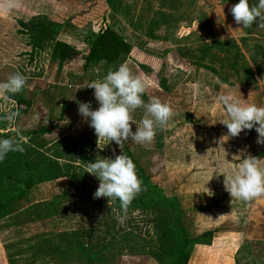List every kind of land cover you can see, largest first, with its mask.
<instances>
[{
  "label": "rangeland",
  "instance_id": "obj_1",
  "mask_svg": "<svg viewBox=\"0 0 264 264\" xmlns=\"http://www.w3.org/2000/svg\"><path fill=\"white\" fill-rule=\"evenodd\" d=\"M237 2L0 0V82L16 72L28 77L25 88L17 93L0 90V134L14 129L12 135L17 136L16 131L36 126L43 108L44 122L58 128L56 135L73 130L70 137L75 147L80 137L84 139L79 156L76 152L77 158L69 159L70 164L52 160L54 167H50L49 161L34 158L33 147L44 156L52 155L48 152V134L40 138L45 140L43 144L38 143L39 135L29 136L27 142H22L25 151L20 152V158L19 152H10L0 162V201L29 193L28 199L44 200L36 213L34 206L21 205L20 214L27 219L22 226L7 222V226L0 227L3 246L10 239V245H21L20 251L25 254L13 264H33V237L37 233L43 236L42 251L34 264H57L56 255L70 245L75 262L86 257L85 252L81 254L85 246L91 250L88 256L100 260L99 264H174L184 239L190 241L185 248L189 255L186 264H264V195L247 201L233 199L224 187V175L237 171L239 159L235 156L239 150L264 161V145L256 142L255 127L218 143L227 134L222 124L227 113L217 103L219 95L264 106V28L258 27V22L249 27L238 25L229 11ZM258 2L250 0V5ZM107 27L116 30L132 49L153 57L157 64L144 72L131 57L122 56L117 63H96L83 71L81 59L59 65L53 58L56 41L87 54L91 42ZM42 30L46 35L33 45L31 39H37ZM120 64H126L133 75L143 79L145 103L158 97L173 110L169 121L156 128L150 143L141 145L129 138L123 146L124 154L136 165L144 189L126 212L118 200L109 204L107 198L94 199L99 181L86 173L88 162L96 156L119 155L120 147L98 139L85 119L83 125L81 119V125H77L78 107L72 108L73 116H68L64 126L60 108L46 109L42 95L56 85L67 89L64 97L75 96L85 102L94 92L88 83ZM19 99L30 106L18 107ZM92 107L98 105L92 102ZM12 111L18 112L16 120H4ZM144 114L143 107L132 113L137 126ZM42 163L46 171L34 172ZM65 165L73 169L68 166V172L63 169ZM11 168L14 178L7 183L6 173ZM32 178V186L37 189L25 193L24 181ZM121 216L122 221L118 219ZM65 231L72 234L71 238H77L80 232L87 234L83 242L72 240L67 245L55 238ZM121 245L127 250L120 254L117 246ZM1 261L0 257L3 264Z\"/></svg>",
  "mask_w": 264,
  "mask_h": 264
},
{
  "label": "clouds",
  "instance_id": "obj_2",
  "mask_svg": "<svg viewBox=\"0 0 264 264\" xmlns=\"http://www.w3.org/2000/svg\"><path fill=\"white\" fill-rule=\"evenodd\" d=\"M229 11L242 27L258 22L257 26L264 28V0H259L256 5H250V0H238ZM27 80L26 75L16 72L6 81L0 82V90L17 93L25 88ZM87 87L94 89L93 96L98 107L93 108L91 101H77L78 114L94 129L98 139L115 142L122 150L121 154L114 157L96 156L87 163L86 173L99 181L93 197L107 198L109 204L118 200L122 211L126 212L132 200L144 189L136 165L130 156L124 154L123 146L129 138L141 145L150 143L155 137L156 128L169 121L173 110L158 97H152L145 103L142 98L145 92L143 79L133 75L126 64L109 70L102 79L90 81ZM246 101L227 94L217 97V103L222 104L227 113V119L222 123L227 128V134L221 136L218 143L223 144L230 137H237L244 130L255 127L258 133L256 142L264 145V106ZM141 107L145 114L137 126L132 113ZM17 116L18 112L12 111L3 119L14 122ZM132 124L136 125L135 131L132 130ZM22 140L21 136L0 137V162L6 160L10 152H24ZM239 152L235 156L239 159L237 171L232 175H224L225 190L233 199L245 201L264 195V161L246 154L244 150ZM118 219L122 221L123 217Z\"/></svg>",
  "mask_w": 264,
  "mask_h": 264
},
{
  "label": "crops",
  "instance_id": "obj_3",
  "mask_svg": "<svg viewBox=\"0 0 264 264\" xmlns=\"http://www.w3.org/2000/svg\"><path fill=\"white\" fill-rule=\"evenodd\" d=\"M115 63H117V62H115ZM101 64H105V63L101 62L100 65ZM92 65H94V64H92ZM105 65H107V64H105ZM116 68H117V65H114V68L110 69V70H115ZM52 89L53 90H51L49 92L47 91V92H43L42 93L43 98L45 100V105H46V106L45 105L44 106H45L46 109H49V110L55 109V108L56 109L60 108L61 116L63 118L62 124L64 126H66V124H68V120H66V119H68L69 115L73 116V113L71 112V110L74 107H78L77 101H80V100L77 99V97H75V96H73V97H71L69 99L67 97H64L65 93L67 92L66 91L67 89H65V88L62 89V87H57L55 85L54 87H52ZM81 91H83V89ZM92 98H93V92L90 93L89 97L87 98V100L85 102L91 101ZM92 102H95V104H97L96 101H92ZM64 118H65L66 121L64 120ZM80 119H81V122H82V125H83V119L84 118L82 116H79V121L77 122V125H79V126L81 125L80 124L81 123ZM12 130H14V129H10L8 131L5 130V131H3V133L1 131V134H0L1 137L13 136L12 135V132H13ZM15 131H16V129H15ZM56 132H58V128L55 129L52 133H49L48 137H47L48 138L47 139L48 148H50V150L48 152H50V154H52V155H46L45 154L46 156H44L41 153H37L36 149L33 147V150H35L34 158L35 159L40 158V159H42L45 162L49 161L50 167H54V166H52V165H54L53 161H59V160L64 161L66 164H70V160L69 159H73V160L76 159L77 158L76 152L78 153V156H79V151L82 150L81 144L84 143L83 142L84 139H82L80 137V139H78V142H77V143H79L78 146L77 147L74 146L75 144L72 142L74 140L70 137V134L73 132V130H67L65 132H62L63 134H61L60 137L58 135H56ZM16 134H17V136H20L18 134V131H16ZM45 135H47V134H45ZM43 136L44 135L37 136V137H39V139H37V140H39L38 143L42 142V144H43V142L45 140L44 139H40ZM27 138H29V137H23L22 142H27ZM43 138H45V136ZM19 154H20V152L17 154V157H19ZM85 156H86V154L83 155L84 158H85ZM45 165H46L45 163L39 164V167L38 166L35 167L34 172L43 173L47 169ZM68 166H69V169H73L72 165H65L63 167V169L66 168L65 170L69 172ZM57 168H58V166L56 164L54 169L57 170ZM8 170L11 171V172L7 171V173H6V176H7L6 177L7 178L6 181H7V183H9V181H11V178H14V176H13L14 168H11V169H8ZM52 171H53V169L50 170L49 172L53 173ZM31 180L33 181L32 185H34L33 178ZM51 182L52 183H50V184L53 185L54 181H51ZM32 189L36 190L37 188L32 186L28 191H31ZM68 189H69V187L66 189V191ZM41 190H43V186L40 187V191ZM45 190H47V189L44 188V191ZM29 194L27 196H29ZM27 196L24 194V195H21V197L13 198V196L10 195L9 197H7L6 200L0 201V227L4 228V226H7L6 225L7 222H12L11 224H15L17 227L18 226H22L24 224V222L27 221L25 216L20 214L21 210L23 211L22 206H24V207L27 206V205L28 206H34L33 212L36 213V209H38V207L42 204V202H44V200H41V199H35V200L28 199ZM59 200H61V199H57L55 201H59ZM27 218H29V216H27ZM9 227H11V226H9ZM9 227H5V228L7 230H9ZM85 234H87L86 231H85V233L84 232H80V233L77 234V238H74V236H72V238H71L72 234L67 232V231H65V232L60 233L59 236L55 237V238H56V240H57V238L60 239V240H63L64 244L68 245V244L72 243V240L73 241L77 240L75 242H83V236ZM10 238H12V237H10ZM42 238H43V236L39 235L38 233L35 234L34 237H33V239L36 241V243L33 245V248H32V250H33V256L32 257H35L31 261V262H33V264L37 261V256L38 255L40 256V253L42 251V247L40 246V242L42 241ZM10 241L11 240L9 239L7 241V243L5 244V246H3V244L1 243V240H0V257L3 259V261H1L3 264H13L15 262V259L19 260L20 257L25 256V254L22 255V252L20 251L21 250V245L19 247H18V245H16V243H13L12 245H10L11 244ZM8 244H9V246H6ZM81 244H83V243H81ZM70 246L62 247V248H64V251H62L61 254L56 255L57 264H99L101 262L100 260L96 261L93 258V256L89 257L88 253H90L91 250H87L86 247L83 246V245H81V247L83 246L81 254L85 252L84 255H86V254L87 255H86V257H84V259H82L81 262H75L74 259H75L76 256L75 255L73 256L70 253L71 251L73 252V248H70ZM30 250H31L30 247H28V249L26 250V253L28 255H29V253H31ZM46 251H47V249L44 250V252H46ZM49 252H51V251H49ZM95 256H96V254H94V257ZM112 257H110V258H112ZM62 260H65V263ZM91 260H93L94 263H90Z\"/></svg>",
  "mask_w": 264,
  "mask_h": 264
},
{
  "label": "trees",
  "instance_id": "obj_4",
  "mask_svg": "<svg viewBox=\"0 0 264 264\" xmlns=\"http://www.w3.org/2000/svg\"><path fill=\"white\" fill-rule=\"evenodd\" d=\"M23 26L25 27V29H28L26 25ZM43 34L46 35V32H44V30L39 32L37 39H31L32 44L35 45L38 41L43 40ZM52 56L53 58L57 59L59 65H62L66 62H71L75 59H81L83 60V71L87 70L92 64L104 62L108 65L115 63L122 56L131 57V59L136 62L138 67L144 72H148L152 66L157 64V61L153 57L144 55L142 52L136 49H132L131 45L116 30L109 27L101 30L97 34L96 38L91 42L87 54H81L74 47H71L65 42L56 41L52 49ZM17 105L18 107L23 105L29 107L30 103L25 99H19L17 101ZM40 109L41 115L37 116L36 126L28 130H20L18 134L21 137L45 135L52 133L55 130L56 126L46 125V123L44 122L45 110L43 108ZM158 147H161V144H159ZM21 156L22 155L20 153L18 158H20ZM24 183L26 185V193V191H28L32 187L33 181L29 179L27 181H24ZM183 242L184 243L178 248V251L175 255L177 259L173 262L174 264L187 263V258L189 255L188 252L185 253V248L190 241L184 239ZM124 250H127L126 245H121V247L117 246L118 253ZM90 263H94V261L91 260Z\"/></svg>",
  "mask_w": 264,
  "mask_h": 264
},
{
  "label": "built area",
  "instance_id": "obj_5",
  "mask_svg": "<svg viewBox=\"0 0 264 264\" xmlns=\"http://www.w3.org/2000/svg\"><path fill=\"white\" fill-rule=\"evenodd\" d=\"M99 185V184H98ZM98 185H97V187H98Z\"/></svg>",
  "mask_w": 264,
  "mask_h": 264
}]
</instances>
